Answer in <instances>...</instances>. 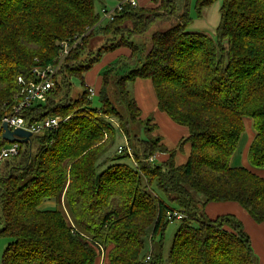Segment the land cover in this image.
I'll use <instances>...</instances> for the list:
<instances>
[{
  "label": "trees",
  "instance_id": "1",
  "mask_svg": "<svg viewBox=\"0 0 264 264\" xmlns=\"http://www.w3.org/2000/svg\"><path fill=\"white\" fill-rule=\"evenodd\" d=\"M112 1L121 9L104 23L96 5L108 11L107 0H0V130L21 91L18 78L31 80L34 68L55 62L62 42L92 30L65 59L46 100L24 114L33 123L69 119L34 135L18 157L0 166V237L12 240L3 264H100L101 247L103 264H164L163 243L147 260L144 239L150 231L153 243L163 236L170 209L186 218L169 264H258L236 216L211 220L204 211L210 203H236L264 224V178L231 166L248 118L255 131L248 161L264 169V0H223L215 37L188 28L192 6L202 16L217 0H152L153 9ZM98 37L106 44L93 52L88 46ZM121 48L131 49V56L106 69L100 107L93 108L85 75L103 54ZM113 77L118 105L132 120L142 111L128 85L152 82L158 110L188 129L176 148L190 145L185 164L177 165L179 152L161 135L152 141L128 130L123 133L136 166L125 162L127 152L108 156L121 128L106 117L119 123L123 117L116 108L106 110ZM72 79L83 88L76 98ZM160 154L169 158L148 163ZM142 176L176 207L155 201ZM199 204L201 215L192 208Z\"/></svg>",
  "mask_w": 264,
  "mask_h": 264
},
{
  "label": "rangeland",
  "instance_id": "2",
  "mask_svg": "<svg viewBox=\"0 0 264 264\" xmlns=\"http://www.w3.org/2000/svg\"><path fill=\"white\" fill-rule=\"evenodd\" d=\"M139 1L140 0H138V6L140 5ZM149 2L152 4V6L146 7V8H148V9L156 8V6L154 5L152 0H149ZM222 2H223V0H217V2H215L212 6L206 8L203 11L202 16H198L196 14L195 6H192L190 15H191V18L193 20V23L189 26L188 32H190V33H203V34H206L210 37H215L216 30H217L219 22H220V9L222 6ZM106 4H107L109 11L115 10L119 5V4H116L115 1L113 2L112 0H107ZM103 6L104 5L97 3L96 11L99 14L100 13L102 14V18L104 20L103 22L106 23L107 18L105 17L104 13L102 12ZM89 31H92V30L88 29V32ZM86 35H84V36H86ZM104 44H106L105 37H98L96 40H94L92 42V44H89L88 48L90 47V50L94 52ZM139 44H141V43L139 42ZM142 45H144V50L146 51L147 50V44L145 45L144 43H142ZM129 50H130V52L132 51L131 49H129ZM109 54L110 53L103 54L100 63L96 64L93 67V69L85 75L86 83L91 84L93 87V88L92 87L91 88L95 89V91H96L95 96L92 97V101H93L92 107L93 108H99L100 107L98 90L101 88L102 75L104 74L106 69L108 67H110L118 59L127 58V56L121 55V56H118L117 58H115L113 61L104 65V63L107 59V56ZM108 58H110V57L108 56ZM72 82L74 83V87L72 89L71 97L76 98V96L83 91V88L81 87V83L78 79H72ZM116 84H117L116 78L113 77L109 80V85L107 88H108L109 98L111 100L110 102L112 105L110 108L107 107L106 110L116 108L115 110H118L120 112L121 116H123V117H122V120L120 123L114 117H112V118L106 117V119L109 122H112L113 124H115V126H117L119 129L121 128V130H119V131H121L120 135L119 134L117 135L116 143L110 149L108 156L112 157L114 155V153H115V155H117L118 148L121 146H127V151H126L127 153L129 152V150L131 151V153L132 152L134 153V151L132 149H130L131 147L129 146V141H128L126 134L123 133V131H125V130L130 131L133 138L136 136V137H139L142 139H150L152 141L158 139L159 135L161 134L165 138V143L169 147L174 148L175 146L173 144L174 141L172 140V138H173L174 134L177 133L176 129L182 130V128L175 125L170 119H168L166 117V115L162 114V112L160 113V112L156 111L157 100H156V96H155V93L153 91V87H152L151 82H145V81L139 82L138 81L135 84L133 83V84L128 85V89L131 92V96L139 102V105L142 109L141 119L135 118V120H132L130 117H128L127 112L124 109V106H121L120 104H119L120 106L118 105V94L116 91L117 90ZM153 123H156L157 125L160 124L161 127L158 125V127L160 128V130L158 132L156 130H154L155 128L153 126ZM244 124H245V133L243 134L242 140L239 144L238 151L236 152V154L234 155V157L232 159L231 166L232 167L246 168V169L253 171L255 174H260L264 177V169L253 168L248 161V154L247 153L249 151L250 143L255 136V131L253 129L252 121L250 119L245 118ZM250 124H251V126H250ZM183 128H185V127H183ZM187 131H188V129H187ZM179 137L180 136H178V138ZM106 139H107V135L105 134L104 140H106ZM133 145L135 146V148L141 147L139 145V142H137V141H134ZM185 149H186L185 147H183V150L176 149L179 152L178 156H177V164L178 165L185 164L187 159H188V154L183 155L184 154L183 152H185ZM133 153H132L133 158L129 156V160L125 161V162L136 166L137 163L134 159ZM118 154H119V152H118ZM156 159H157V156H153L152 158H150L148 160V163H152V164L154 163L155 164ZM142 181H143L144 188L148 191L150 196L155 199V201H158V198H160V199L164 200L165 202H168V200L163 195V193L158 191L155 186H153L151 189V187L149 186V181L147 178L142 176ZM168 205L170 207H173V208L176 207L173 203H170V202H168ZM192 208H193V210H195V212L198 215H201V212L203 211V209L200 206V204L197 206L195 205ZM68 221L71 224V221H72L71 218H69ZM166 221L167 220L165 219V222ZM180 224H181L180 220H175V221L170 222L168 224L163 236H161V235L158 236L155 243H153L151 241V231L149 232L148 236L144 239L145 240V246H146L147 258L151 257V253H152V250L154 249V247H155L156 252L161 250L160 247L163 243L164 264H169L168 254H169L170 248L173 244L174 237H175V235H176V233L180 227ZM230 226L232 228H234L233 224H231V223H230ZM11 242H12V240L7 238V237H0V264H3V260H2L3 253L6 249V247ZM99 254H100V263L101 262L104 263L105 262L104 257L106 258V256H107V252L105 251L104 247H101Z\"/></svg>",
  "mask_w": 264,
  "mask_h": 264
},
{
  "label": "built area",
  "instance_id": "3",
  "mask_svg": "<svg viewBox=\"0 0 264 264\" xmlns=\"http://www.w3.org/2000/svg\"><path fill=\"white\" fill-rule=\"evenodd\" d=\"M125 3H129L134 7L138 6V0H127ZM121 6L122 4H119L116 9L120 10ZM115 10L107 11L103 9L102 12L104 13L107 20H112ZM89 32L86 34L88 35ZM84 35L82 38L87 36ZM82 38H77L74 41L69 40L62 42L60 45L61 50L59 57L55 60V62L51 65H47L46 67L34 68L31 80L27 81L22 77L18 78L21 91L12 104L10 114L2 119V130H0V166L11 159L18 157L20 154L21 145H23L21 143H9L3 139L4 124H7L12 131L21 129L31 133L33 137L34 135H39L40 133L47 130H55L63 121H67L69 119L67 118L63 120L59 117H49L41 122L33 123L26 119L24 114L25 111L34 108L36 105L46 100L50 91L54 87V78L56 74L60 70L69 53L79 44ZM89 91L91 98L95 96V89L90 87ZM126 151L127 146H121L118 148L119 154H122ZM128 154L130 157H132L130 150ZM166 218L171 222L175 220L182 221L186 218V215L181 211L170 209L166 214ZM147 260H150V258H147ZM101 264H103V262H101Z\"/></svg>",
  "mask_w": 264,
  "mask_h": 264
},
{
  "label": "crops",
  "instance_id": "4",
  "mask_svg": "<svg viewBox=\"0 0 264 264\" xmlns=\"http://www.w3.org/2000/svg\"><path fill=\"white\" fill-rule=\"evenodd\" d=\"M139 4H140L139 6H141V7H151L152 6V4L149 2V0H140ZM121 55L130 57L131 56V52L127 48H121V49H119V50H117V51H115L113 53H110L108 55L110 58H108V56H107V59H106L104 65H106L107 63L113 61L115 58H117L118 56H121ZM138 81L139 82L140 81L141 82H144V81L145 82H151L150 80H137L135 83H137ZM151 84H152V82H151ZM87 85L89 87H92L91 84H87ZM152 87H153V84H152ZM153 91H154V88H153ZM154 93H155V91H154ZM155 96H156V94H155ZM156 100H157V98H156ZM137 103H138L139 108L141 109L138 101H137ZM156 106H157L156 111L160 112L158 110V102L156 103ZM141 111H142V109H141ZM162 114H164V113H162ZM164 115H166V114H164ZM166 117L168 119H170L167 115H166ZM153 124L157 126L158 129L156 131L158 132L160 130L158 125L160 126V124H158V125L156 123H153ZM250 126H251V124H250ZM252 126H253V124H252ZM178 127H180V126H178ZM180 128H182V130H177L176 129L177 133L174 134V136L172 138V140L174 141L173 144L175 146L174 147L175 149L177 148V146L179 145V143L183 139H186L189 136V132L187 131L186 128H183V127H180ZM178 136H180V137L178 138ZM161 137L163 138V144L166 145L168 149L175 150L174 148L169 147L165 143V138H164L163 135H161ZM252 141H251V143H252ZM251 143H250V145H251ZM185 148L186 149H185V152H183L184 153L183 155L188 154V156H189L190 145H186ZM249 148H250V146H249ZM177 156H176V163H177ZM168 158H169L168 154H160V155L157 156V159L159 161H161V162L166 161ZM257 175L263 177L260 174H257ZM205 215L207 216V218H209L211 220H215V219H217V218H219L221 216H225V215H234V216H236L237 219L241 221V223L244 226L245 232L250 237L252 250H253L254 255L257 258L258 264H264V224L255 223L251 219V217L236 203H210V204H208L205 207Z\"/></svg>",
  "mask_w": 264,
  "mask_h": 264
},
{
  "label": "water",
  "instance_id": "5",
  "mask_svg": "<svg viewBox=\"0 0 264 264\" xmlns=\"http://www.w3.org/2000/svg\"><path fill=\"white\" fill-rule=\"evenodd\" d=\"M32 134L21 129L12 131L7 124L3 126V139L9 143L27 144L30 142Z\"/></svg>",
  "mask_w": 264,
  "mask_h": 264
},
{
  "label": "bare ground",
  "instance_id": "6",
  "mask_svg": "<svg viewBox=\"0 0 264 264\" xmlns=\"http://www.w3.org/2000/svg\"><path fill=\"white\" fill-rule=\"evenodd\" d=\"M115 14V13H114Z\"/></svg>",
  "mask_w": 264,
  "mask_h": 264
}]
</instances>
